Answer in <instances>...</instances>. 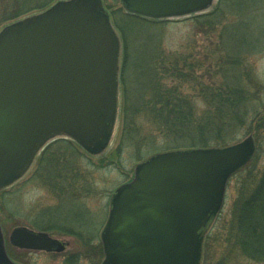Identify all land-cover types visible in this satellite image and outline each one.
<instances>
[{
    "label": "water",
    "instance_id": "95a60500",
    "mask_svg": "<svg viewBox=\"0 0 264 264\" xmlns=\"http://www.w3.org/2000/svg\"><path fill=\"white\" fill-rule=\"evenodd\" d=\"M140 16L201 12L213 0H119ZM120 35L102 0H57L0 29V191L22 178L43 146L69 138L90 155L108 149L118 118ZM253 136L225 145L159 151L112 191L100 264H201L205 235L229 177L254 156ZM9 242L63 251L46 231L15 226ZM0 264H18L0 225Z\"/></svg>",
    "mask_w": 264,
    "mask_h": 264
},
{
    "label": "rangeland",
    "instance_id": "374dc122",
    "mask_svg": "<svg viewBox=\"0 0 264 264\" xmlns=\"http://www.w3.org/2000/svg\"><path fill=\"white\" fill-rule=\"evenodd\" d=\"M55 1H51L50 4ZM20 2V0H0V29L11 21L41 10L32 9L26 14L18 15ZM36 2V0H27L26 4ZM103 4L109 11L115 27L116 21L125 22L122 16L126 12L119 0H103ZM210 12H215L212 15L213 28L207 22L194 17ZM131 32L134 33L135 29ZM118 33L120 34L119 31ZM149 33L155 38L152 45L166 55H173L174 51L183 56L189 55L188 60L196 67L193 74L197 80L212 88L217 87V84L228 83L229 79H219L215 75L216 66L221 58V62L228 61L227 56L230 55L231 49L234 46L237 48V53L234 52L239 56L238 72L242 78L241 84L246 90V97L243 96L242 104L239 102L237 106L247 114L234 142L251 134L255 140L256 152L251 165L232 175L227 182L223 206L209 230L212 232V240L208 245L207 257L203 264H264V260L256 261L245 257L237 248L231 247L226 242L237 200L241 195L243 198L249 195V189L255 186L264 170V0H213L212 5L201 12L164 18L162 22L151 26ZM133 44L137 43L134 41ZM169 61L167 60L166 68L169 66ZM131 78L134 82V77ZM168 83L171 84L170 81ZM143 89L129 93V102L131 100V103L132 101L137 103V97ZM198 90L199 87L195 85L193 94H198ZM183 91L188 92V87L184 86ZM198 96L193 97L192 104L196 112L200 113L207 108V103ZM123 99L120 84L118 121L112 143L105 154H109L116 147L122 136ZM243 103L245 107H242ZM134 120L146 125L140 115H135ZM143 130L149 131L147 125L143 126ZM142 133L141 137L144 135ZM136 138L138 140V137ZM63 140L65 143L61 142ZM44 154L46 158L40 164ZM149 154H145L144 157ZM104 155H89L71 140L56 136L43 146L26 174L7 187V193L0 195V225L8 254L15 262L100 264L103 250L99 233L106 220L110 195L116 186L130 178L134 165L144 158L138 159L134 155L132 145L127 146L119 158L114 160L115 162H101L99 158ZM54 160L58 164L57 170L51 164ZM47 163L50 164L52 174L47 178L56 181L50 186L43 180V174H46L43 165L46 168ZM41 165L42 169L39 168ZM253 171L251 184L247 183L246 193H242L244 180L246 181V176ZM60 173L63 176L67 175L66 179L62 180L63 176L53 177L61 175ZM72 174L74 176L71 178ZM36 221L56 225L55 229L46 232L65 243L64 251L49 253L44 250L22 249L9 242L8 236L15 226L21 225L40 230L34 226ZM65 229L71 232H62Z\"/></svg>",
    "mask_w": 264,
    "mask_h": 264
},
{
    "label": "trees",
    "instance_id": "16d2710c",
    "mask_svg": "<svg viewBox=\"0 0 264 264\" xmlns=\"http://www.w3.org/2000/svg\"><path fill=\"white\" fill-rule=\"evenodd\" d=\"M20 1L18 15L26 14L32 9H43L53 0L41 2L36 0L39 3L30 4H26L27 0ZM214 14L215 12H210L194 17L201 19L202 22H207L212 27V21H214L212 15ZM122 17L125 22L116 21L115 25L122 39L119 77L124 96L122 109L124 129L116 147L109 154L101 156L100 161L115 162L114 160L118 159L122 151L129 145H132L134 155L140 159L155 150L224 146L236 141L238 129L244 123L247 114L237 106L239 102L242 104L246 90L241 84L242 78L238 72L240 64L236 46L227 56L230 61L221 62L222 58L219 59L220 63L217 64L215 70V75L219 79H229L228 83L217 84V87L212 88L197 80L193 74L196 67L192 61L188 60L189 55L183 56L176 51L173 52V55H166L152 45L155 38L149 33V28L162 22L163 19H151L132 13H123ZM134 29L135 32L132 33L131 30L134 31ZM134 41L137 43L136 45L133 44ZM167 60H170L168 68L165 66ZM132 76L134 82H132ZM195 85L199 87L198 94H193ZM184 86L188 87V92L183 91ZM142 88L144 89L137 97V103L135 101L131 103V100L129 102V93ZM196 95L201 96L207 103V108L200 113L196 112L192 104V99ZM242 107H245V103ZM135 115L144 118V123L149 131L143 130V126L146 127L143 123L135 122ZM141 132H143L142 135L144 134L142 137L140 136ZM61 142L65 143V140ZM65 146L67 147V145ZM44 153L46 154V151ZM45 154L42 161L40 160V164L46 158ZM253 160L241 169L250 166ZM51 164L56 167V170L58 169L55 160ZM49 165L47 163L46 168L43 165V171L45 170L46 173L43 174V180L50 186L56 181L47 178L52 175ZM39 168L42 169V165ZM62 176L61 174L53 177ZM73 176L72 174L71 178ZM253 176L254 171L246 176V181L244 180L241 188L242 193H246L247 183L251 184L250 180ZM66 177L67 175L63 176L62 180ZM5 193H7L6 189L2 190L0 195ZM248 194L246 198L241 195L235 204L233 222L231 221L232 226L227 233L226 242L231 247L237 248L245 257L263 261L264 170L255 186L249 189ZM34 226L45 231L56 228L54 223L48 222L39 223L36 221ZM62 232L71 231L65 229ZM211 233L208 231L204 239L202 264L206 260L208 245L212 240Z\"/></svg>",
    "mask_w": 264,
    "mask_h": 264
},
{
    "label": "flooded vegetation",
    "instance_id": "af4514ba",
    "mask_svg": "<svg viewBox=\"0 0 264 264\" xmlns=\"http://www.w3.org/2000/svg\"><path fill=\"white\" fill-rule=\"evenodd\" d=\"M47 252H49V253H59V252H56V251H47Z\"/></svg>",
    "mask_w": 264,
    "mask_h": 264
}]
</instances>
